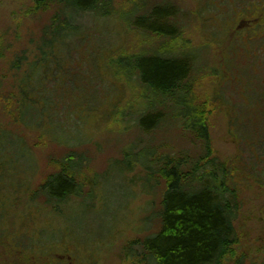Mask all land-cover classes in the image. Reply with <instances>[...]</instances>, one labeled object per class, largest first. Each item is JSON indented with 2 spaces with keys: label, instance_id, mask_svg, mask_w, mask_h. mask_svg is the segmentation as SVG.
Masks as SVG:
<instances>
[{
  "label": "rangeland",
  "instance_id": "obj_1",
  "mask_svg": "<svg viewBox=\"0 0 264 264\" xmlns=\"http://www.w3.org/2000/svg\"><path fill=\"white\" fill-rule=\"evenodd\" d=\"M168 2L181 10L182 37L157 38L134 27L135 15L144 16L153 5ZM244 2L116 0L113 16L90 13L78 19L88 40H76L73 55L59 48L64 42L54 45V56L63 60L59 82L70 80L73 99L86 88L105 98L103 104L94 103L93 116L84 118L92 139L77 149L88 159L81 170L74 171L84 184L83 196L72 198L59 212L41 199L39 189L50 176L64 171L68 150L20 122L13 96V67L18 61L23 63L17 71L19 83L30 64L39 60L38 51L50 49V41L63 30L65 17L73 15L69 11L73 0L51 3L37 13H33L34 0H0V130L23 137L34 154L21 143L15 145L18 150L6 145L0 148L4 163L0 165V210H10L5 218V214L0 216V264H64L69 262L67 255L74 262L88 260L87 264H138L132 251L139 248L138 241L159 231L157 220L149 218L160 206L161 194L154 180L144 187L145 170L140 164L128 171L129 164L137 161L136 151L147 143L166 154L199 159L204 142L179 123L142 135L135 123L137 110L143 108L140 84L130 80L118 60L120 55L177 50L184 45L195 52L192 95L209 130L211 155L229 171L240 203L235 221L238 239L225 264H264V46L257 50L252 42L264 40V31L260 33L259 26L251 22L264 0ZM243 13L244 24L240 20ZM69 25L63 31L73 37V20ZM40 70L38 66L34 73ZM93 75L100 82H91ZM54 84L49 81L47 87ZM34 106L45 108L40 99ZM51 107L57 108L55 103ZM47 121L48 126L42 128L50 134L53 125ZM131 144V152L125 154ZM28 238L36 239L31 253L43 256L54 248L59 255L29 257ZM49 242L57 244L50 247ZM53 259L59 262L52 263Z\"/></svg>",
  "mask_w": 264,
  "mask_h": 264
},
{
  "label": "trees",
  "instance_id": "obj_2",
  "mask_svg": "<svg viewBox=\"0 0 264 264\" xmlns=\"http://www.w3.org/2000/svg\"><path fill=\"white\" fill-rule=\"evenodd\" d=\"M65 1L34 0L33 13L45 11L51 3L64 4ZM115 1L73 0V5L69 6L73 15L70 14V19L65 17L62 28L68 29L73 20V37H68L71 34L66 31H57L58 38L50 41V49L38 51L41 59L30 64L19 83L17 78H21V75L17 71L22 70L23 63L18 61L13 67L16 71L13 85L16 93L13 96L20 122L29 129L43 132L49 139L64 145L68 150L63 161L66 165L64 171L50 176L39 189L41 199L59 212L61 206L68 204L72 198L80 199L83 196L84 184L77 179L74 171L76 168L81 170L84 161L88 159L85 158L86 155L77 152V149L90 143L92 139L90 132L85 129L84 118L93 116L96 106L103 104L105 98L90 94L86 88L75 97L78 99H73L70 80L65 84L59 82L57 73L63 69V60L54 56V45L58 46L61 42L70 40L59 48H66L68 54L73 55L78 44L76 40H88L82 34L84 27L78 24V19L90 16V13L97 14V17L113 16L116 13ZM163 4L153 5L144 16L135 15L132 20L134 27L157 38L182 37L183 30L178 23L181 10L169 2ZM259 9L251 16V22L259 26L261 33L264 31V5ZM240 20L242 24L245 23L244 13ZM252 42L257 50L264 46L263 39ZM51 49V54H48ZM194 59L195 52L189 45H184L177 50L120 55L118 60L119 66L128 70L130 80L134 79L140 84L142 93L139 105H143V108L140 112L137 110L135 123L142 135L157 133L159 129L162 131L161 128L169 123H179L186 131L193 132L204 142V153L202 152V158L198 157L199 159H191L187 154H166L160 149L151 148L147 143L136 151L137 161L133 165L129 164L128 171L133 170L137 163L140 164L145 170L144 187L151 185L154 180L161 194L160 206L149 218L157 220L159 231L138 241L139 248L132 251L138 258V264H225L237 243L235 221L240 211V203L237 191L228 179L229 171L211 155L209 130L195 105L191 88ZM38 66L41 70L34 73ZM98 77L93 75L91 82L99 81ZM49 81L55 82L53 87H47ZM88 86L91 88L92 83ZM37 99L44 101V109L35 108ZM54 103L56 109L51 107ZM45 118L54 126L50 134L42 128L44 125L48 126L44 124ZM0 140L3 143L0 148L5 145L14 148L21 143L23 148L33 154L25 139L20 135H13L9 130H0ZM131 146L132 144L125 154L131 152ZM17 148L19 147L14 150H18ZM1 164L4 163L1 161ZM94 183L98 184V181L92 180V184ZM9 211L0 210V216L5 214V218V212ZM56 244L57 242H51L50 247ZM35 245L36 239L30 238L27 249L29 257H37V253L29 250ZM50 250L55 251L54 248ZM77 262L81 263L78 260ZM83 262L89 263L88 260Z\"/></svg>",
  "mask_w": 264,
  "mask_h": 264
},
{
  "label": "flooded vegetation",
  "instance_id": "obj_3",
  "mask_svg": "<svg viewBox=\"0 0 264 264\" xmlns=\"http://www.w3.org/2000/svg\"><path fill=\"white\" fill-rule=\"evenodd\" d=\"M55 254H57L55 251H53V250H50L49 249V251L47 252V254H45V255H43V256H41V255H37V257H39L40 259H42V257L43 258H50L52 255H55ZM66 254V253H65ZM57 255H59V254H57ZM60 256H61V254H60ZM60 256H57V257H60ZM68 257V261L69 262H64V264H78L79 262H74V257H72L71 255H67ZM54 258H56V257H54ZM78 261H80L81 263H79V264H82L83 263V261H81V260H78ZM52 262H59V260L58 259H53V261ZM71 262V263H70ZM53 264H55V263H53Z\"/></svg>",
  "mask_w": 264,
  "mask_h": 264
}]
</instances>
